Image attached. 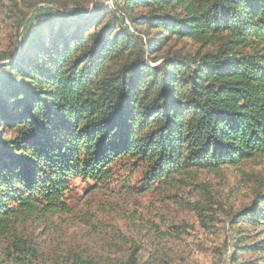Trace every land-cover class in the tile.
<instances>
[{
  "label": "trees",
  "instance_id": "trees-1",
  "mask_svg": "<svg viewBox=\"0 0 264 264\" xmlns=\"http://www.w3.org/2000/svg\"><path fill=\"white\" fill-rule=\"evenodd\" d=\"M112 1L71 16L41 7L1 58L0 264H45L23 224L67 211L74 177L105 184L140 170L143 192L264 159V0ZM206 201L190 206L209 222L217 202ZM230 224L231 262L264 264V169ZM64 264L150 263L134 245Z\"/></svg>",
  "mask_w": 264,
  "mask_h": 264
},
{
  "label": "rangeland",
  "instance_id": "rangeland-1",
  "mask_svg": "<svg viewBox=\"0 0 264 264\" xmlns=\"http://www.w3.org/2000/svg\"><path fill=\"white\" fill-rule=\"evenodd\" d=\"M50 1L16 0L14 8L13 0H0V64L9 61L1 60L3 55L13 49L15 54L20 46V15L28 16L36 6L51 5L68 13L90 11L96 2L110 7L113 4L112 0ZM7 6L14 12L10 13ZM124 24L132 31L129 21ZM191 48L187 41H171L166 47L183 53ZM263 169L264 159L259 158L216 171L177 175L175 180L143 192L138 191L143 185L140 170L128 180L118 172L105 184L74 177L67 194V211L30 216L23 226L35 238L45 264H64L73 253L107 261L125 256L134 245L139 260L150 264H233L234 228L230 219L249 204ZM209 198L217 203L213 204V219L206 222L199 220L190 204L205 205Z\"/></svg>",
  "mask_w": 264,
  "mask_h": 264
},
{
  "label": "water",
  "instance_id": "water-1",
  "mask_svg": "<svg viewBox=\"0 0 264 264\" xmlns=\"http://www.w3.org/2000/svg\"><path fill=\"white\" fill-rule=\"evenodd\" d=\"M93 2H94V0H93ZM38 7H39V6H36V7L31 11V13L26 17V19L22 22L21 29H20V33H19V37H21V35H22V33H23V30H24L26 24L28 23V21L30 20V18L32 17V15L36 12V10L38 9ZM46 7H49V8H51V9H53V10L59 12V13L62 14V15L71 16L69 13H66V12H64V11H62V10L56 9V8H54V7L51 6V5H47ZM18 48H19V44H18L17 47H16L15 54H16V52L18 51Z\"/></svg>",
  "mask_w": 264,
  "mask_h": 264
}]
</instances>
